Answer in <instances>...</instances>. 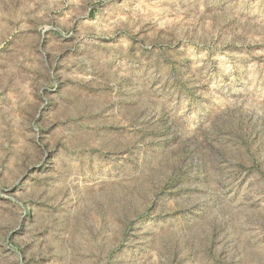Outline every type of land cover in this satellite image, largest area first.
<instances>
[{
  "label": "rangeland",
  "instance_id": "rangeland-1",
  "mask_svg": "<svg viewBox=\"0 0 264 264\" xmlns=\"http://www.w3.org/2000/svg\"><path fill=\"white\" fill-rule=\"evenodd\" d=\"M0 264H264V0H0Z\"/></svg>",
  "mask_w": 264,
  "mask_h": 264
}]
</instances>
